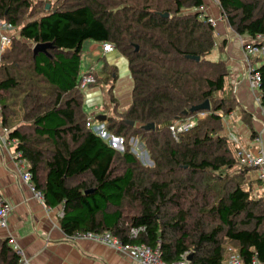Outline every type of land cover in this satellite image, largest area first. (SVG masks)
Masks as SVG:
<instances>
[{
	"label": "trees",
	"instance_id": "1",
	"mask_svg": "<svg viewBox=\"0 0 264 264\" xmlns=\"http://www.w3.org/2000/svg\"><path fill=\"white\" fill-rule=\"evenodd\" d=\"M217 1L236 34L264 36V0ZM204 5L0 0V21L19 33L0 59L2 125L46 206L62 207L60 226L68 237L111 233L123 244L159 247L166 263L192 255L191 264H224L234 251L244 264L264 262V200L243 188L251 169L224 135L223 118L237 101L226 63L208 59L216 32ZM86 41L111 43L128 60L131 105L105 124L124 139L122 152L87 127L79 89ZM38 44L52 47L35 55ZM258 70L264 106V65ZM207 100L210 111H192ZM194 117L195 126L174 139L170 127ZM149 124L155 128L146 130ZM137 137L152 168L133 153L129 142ZM9 244L0 239V264H21Z\"/></svg>",
	"mask_w": 264,
	"mask_h": 264
},
{
	"label": "crops",
	"instance_id": "2",
	"mask_svg": "<svg viewBox=\"0 0 264 264\" xmlns=\"http://www.w3.org/2000/svg\"><path fill=\"white\" fill-rule=\"evenodd\" d=\"M204 1L202 11L216 20L215 53L218 51L219 60H212L226 63L229 71L227 84L237 101L236 109L223 118L224 135H233L240 147L256 151L254 133L255 136L261 134L264 146V114L259 92L251 87L244 73L243 44L250 37L240 36L231 29L215 1ZM102 44L86 41L83 52L85 66L89 67L90 62H93L95 74L99 78L95 85L82 91L83 110L93 126L101 116H106L105 124L109 117L119 118L131 105L134 86L126 57L117 49L104 54ZM90 68L86 69V73ZM129 94L131 101L122 106V99ZM3 130L0 108V194L12 206L8 228L0 229V239L11 240V245L21 250V264H135L103 244L83 237L70 238L62 231V207L49 208L21 181L20 170L15 162L16 147L3 143ZM247 174L262 189L256 172L251 169ZM262 192L264 196L263 189Z\"/></svg>",
	"mask_w": 264,
	"mask_h": 264
},
{
	"label": "built area",
	"instance_id": "3",
	"mask_svg": "<svg viewBox=\"0 0 264 264\" xmlns=\"http://www.w3.org/2000/svg\"><path fill=\"white\" fill-rule=\"evenodd\" d=\"M209 22L212 25L216 24V20L213 18H209ZM17 30L14 25L3 23L0 21V56L3 55L6 50H8L13 40L16 37ZM244 65H245V75L248 78L251 87L259 92V100L263 109L264 114V106L261 103V73L258 68H255L251 62V56L259 59H264V36L259 35L255 38L250 37L248 41H245L244 44ZM103 53L106 54L108 52L114 51L116 48L111 43H103L102 44ZM96 84L95 77V68L91 67L86 74L81 76L79 82V89L84 91ZM204 115V114H200ZM200 117V116H199ZM196 122L194 119H188L182 123L176 122L170 127V131L174 139L178 140L180 134L186 133L191 130L195 126ZM87 127L92 129L97 135L102 137L104 140V135L107 133L110 134L107 129L105 123H101L99 126H93L91 119L87 121ZM10 130L4 128L3 130V143L5 145H17L16 140H12L9 137ZM107 132V133H106ZM111 135V134H110ZM113 140L122 147H124L123 139L119 137L113 136ZM239 147V157L243 166L248 167L256 172L257 180L260 181V185L264 191V146L262 144V136H256L254 138V143H256V151L251 149H244L239 146L238 139L235 136H230ZM108 142V140H105ZM109 143V142H108ZM109 145L117 150V146L115 144L109 143ZM15 162L20 170V178L21 181L26 184L30 190L34 193L35 197L44 202L43 195L36 190L33 182L32 175L30 173L29 166L26 161L22 159V153L20 151L15 152ZM264 200V196H263ZM12 212L11 204L5 199L3 195L0 194V229L8 228V218ZM83 238L90 239L94 242L103 244L115 252L122 254L124 257L129 258L135 264H191L188 260V255L184 257V260L177 263H166L161 258V250L160 248H152L148 245H130L123 244L116 236L111 233H88L82 236ZM81 237V238H82ZM11 244V240H10ZM13 246V245H12ZM13 248L21 255V250L18 247L13 246ZM22 261V260H21ZM224 264H244L242 258L238 253L234 251V254L226 261ZM252 264H264V262H260L258 259H254Z\"/></svg>",
	"mask_w": 264,
	"mask_h": 264
},
{
	"label": "rangeland",
	"instance_id": "4",
	"mask_svg": "<svg viewBox=\"0 0 264 264\" xmlns=\"http://www.w3.org/2000/svg\"><path fill=\"white\" fill-rule=\"evenodd\" d=\"M57 1L58 0H42V2L45 4V3H49V4H51V5H56V3H57ZM213 1H215L218 5H219V3H218V1L217 0H213ZM51 7V6H50ZM221 8V7H220ZM223 17H224V15H223ZM224 19H226V17H224ZM18 35H19V33L17 32L16 33V37H18ZM15 37V38H16ZM216 37V36H215ZM11 47H12V45H11ZM10 47V48H11ZM9 48V49H10ZM222 47L220 46V49H221ZM216 49L217 48H215L213 51H212V53L209 55V57H208V59H210V60H212V59H216V60H219V59H217V54H218V51H217V54L215 53L216 52ZM7 51V50H6ZM84 55V54H83ZM2 56V55H1ZM219 57V56H218ZM251 58V62H252V64H253V66L254 67H261L262 65H264V59H257L256 57H253V56H251L250 57ZM85 62H86V59H85V56H82V64H81V73H82V75L84 74V73H86V71L88 70V68H90V67H93V65L95 66V64H93V62H90V66L89 67H86L85 66ZM87 69V70H86ZM95 77H96V74H95ZM98 81H97V79H96V83H97ZM125 101H127V102H125ZM129 101H131V96H130V94H129V96H127L126 98H124V99H122V102H121V105L122 106H124V105H126ZM206 117V115L204 114V115H200V118H205ZM195 121L197 120V119H199L198 117H194L193 118ZM182 122H184V120H180V123H182ZM101 124V122L100 121H98V119H96V123H95V125L94 126H99ZM107 133V132H106ZM104 138H105V140H108V142L109 143H111V144H115L117 147V150L118 151H120V152H122L123 150H124V147H122L121 148V146H119L114 140H113V137H112V135H110V134H106V135H104ZM142 141L144 142V140H142V138H139V137H137V138H131V140H130V146L132 147V149H133V153L138 157V159L140 160V162L143 164V165H145V166H147V167H150V168H152L153 166H154V162H153V160L151 159V157H150V155H149V153H147V151L145 150V147H144V145H143V143H142ZM125 143V141H124V139H123V144ZM245 169V168H244ZM246 170V169H245ZM251 170H246V175H244V183H243V188L244 189H246V190H250V192H251V197L253 198V199H255V200H258V199H260V198H262V196H263V192H262V189L260 188V187H258V184L256 183V182H253L251 179H249L248 178V174L247 173H249ZM239 172V167L238 168H235L234 170H231L230 171V175H229V177L231 178L232 176H235V173H238ZM258 183L260 184L261 182L260 181H258ZM257 185V186H256ZM232 247V246H231ZM230 248V247H229ZM232 249V248H231Z\"/></svg>",
	"mask_w": 264,
	"mask_h": 264
},
{
	"label": "water",
	"instance_id": "5",
	"mask_svg": "<svg viewBox=\"0 0 264 264\" xmlns=\"http://www.w3.org/2000/svg\"><path fill=\"white\" fill-rule=\"evenodd\" d=\"M50 9V5L47 6V10ZM164 16L168 17L169 14H165ZM52 47V45L50 44H38L35 46L34 48V53L35 55L40 53V52H46L48 48ZM138 50V47L136 48ZM187 58H190V59H193V60H196V61H200L201 60V57H195V56H187ZM211 110V104H210V101L207 100L205 101L203 104L201 105H198V106H195L193 107L192 111L193 112H199V111H210ZM188 112L186 111L185 112V115H187ZM98 121L104 123V121L107 119L106 116H101L99 118H97ZM129 124H131L132 126L135 125L134 122H128ZM146 130H150V129H154L155 128V124H149V125H146L144 127ZM90 192H92V190H90ZM192 255L188 256V260L189 261H192Z\"/></svg>",
	"mask_w": 264,
	"mask_h": 264
}]
</instances>
